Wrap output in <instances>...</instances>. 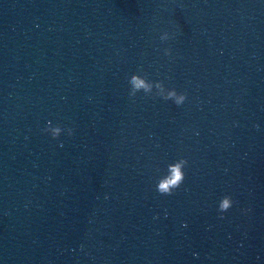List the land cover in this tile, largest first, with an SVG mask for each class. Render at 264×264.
I'll return each mask as SVG.
<instances>
[{
    "label": "clouds",
    "instance_id": "clouds-1",
    "mask_svg": "<svg viewBox=\"0 0 264 264\" xmlns=\"http://www.w3.org/2000/svg\"><path fill=\"white\" fill-rule=\"evenodd\" d=\"M129 83L133 86L132 91L129 92L130 97H134L136 91L140 89H144L145 92L150 91L151 85H149L143 78L137 75H133L129 81ZM164 99H174L175 104L177 106L182 105L184 101L186 100V94L182 93L180 95H177L176 91H170ZM60 131V128L57 127L53 129L55 139L56 136H58V133ZM187 160H181L180 162L176 164L169 165V172L170 174L163 180L159 182V184L156 186L157 191L162 195H171L174 190L180 187V185L183 183L185 179V172L182 170L184 165L187 164ZM233 201L230 196L225 195L221 198L219 202V211L221 213L226 212L230 207H232Z\"/></svg>",
    "mask_w": 264,
    "mask_h": 264
}]
</instances>
